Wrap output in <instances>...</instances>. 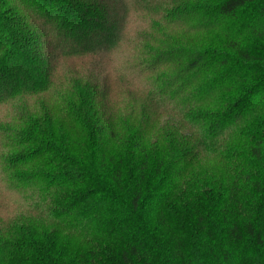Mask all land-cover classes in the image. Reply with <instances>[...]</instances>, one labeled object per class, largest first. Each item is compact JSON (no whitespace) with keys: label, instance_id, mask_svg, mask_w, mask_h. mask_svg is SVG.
Instances as JSON below:
<instances>
[{"label":"trees","instance_id":"obj_1","mask_svg":"<svg viewBox=\"0 0 264 264\" xmlns=\"http://www.w3.org/2000/svg\"><path fill=\"white\" fill-rule=\"evenodd\" d=\"M0 105V264H264V0H0Z\"/></svg>","mask_w":264,"mask_h":264},{"label":"rangeland","instance_id":"obj_2","mask_svg":"<svg viewBox=\"0 0 264 264\" xmlns=\"http://www.w3.org/2000/svg\"><path fill=\"white\" fill-rule=\"evenodd\" d=\"M73 70V68L71 66H65L62 71H59V77L54 79V88L53 91L54 93H58V92H62L64 90V83H66V80L64 78L67 79V76L70 75V72ZM117 102H123L124 104L128 103V97L126 96L125 93L119 91L118 95H117ZM1 106V105H0ZM2 108H0V114L3 113V109H6V107L1 106ZM4 114V113H3Z\"/></svg>","mask_w":264,"mask_h":264}]
</instances>
